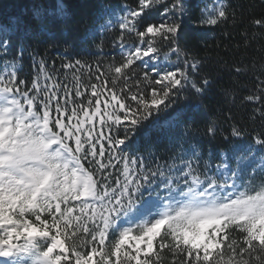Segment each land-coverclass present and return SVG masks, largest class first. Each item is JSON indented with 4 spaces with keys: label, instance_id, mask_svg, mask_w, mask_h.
Listing matches in <instances>:
<instances>
[{
    "label": "snow or ice",
    "instance_id": "6c2138e0",
    "mask_svg": "<svg viewBox=\"0 0 264 264\" xmlns=\"http://www.w3.org/2000/svg\"><path fill=\"white\" fill-rule=\"evenodd\" d=\"M121 7L118 60L62 59L57 68L31 55V80L20 78L15 63L0 74V264H164L165 252L169 264H264V155L256 156L264 153V129H253L247 147L221 152L212 175L208 160L200 172L195 144L181 150L187 159L179 164L154 169L125 151L138 125L186 93L204 96L213 81L181 43L185 0ZM229 21L237 22L235 9L215 0L198 25ZM250 23L264 29V16ZM73 69L69 88L61 71ZM249 70L256 65L234 69ZM259 71L264 76V64ZM261 76L243 99L257 105L251 119L264 123ZM207 132L216 135L215 121ZM231 135L248 131L234 125ZM106 152L107 163L97 159ZM114 160L124 165L123 179L108 171ZM253 165L259 181L245 178Z\"/></svg>",
    "mask_w": 264,
    "mask_h": 264
},
{
    "label": "trees",
    "instance_id": "16d2710c",
    "mask_svg": "<svg viewBox=\"0 0 264 264\" xmlns=\"http://www.w3.org/2000/svg\"><path fill=\"white\" fill-rule=\"evenodd\" d=\"M185 2L188 11L182 20L181 43L203 61L202 71L212 79V85L204 96L196 98L191 92L186 93L187 98L179 97L167 111L154 113L138 125L130 134L125 151L144 157V163L154 169L157 164L165 167L179 164L181 159H187L181 150H189L195 144L202 153L200 172H204L203 160H208L212 165L208 174L212 175L215 166L223 163L221 152L231 154L237 146L247 147L252 143L253 129L257 132L264 129L258 115L255 120L251 119L257 105L243 99L254 89L255 77L261 76L259 67L264 64V29L254 28L250 23L253 18L264 16V3L261 0H228L236 11L237 22L201 27L198 20L203 3L200 0ZM123 4L135 6L136 0H0V74L15 63L20 78L31 80V55H36L37 59L45 56L50 64L54 61L57 68L62 59L86 60L94 65L100 57L105 66L113 58L118 60L119 48L113 44L119 37L118 24L111 28L97 27L105 24L108 11H123ZM151 15L158 20L156 12ZM245 31L247 45L242 35ZM253 33L257 34L254 39ZM21 49L22 61L18 59ZM166 51V48L161 50V60ZM253 64L255 72L234 71L236 67ZM74 72L75 69L61 71L62 82L69 88L74 83ZM81 73L86 79L87 69H82ZM210 121H215L217 126L214 137L207 132ZM234 125L246 128L248 135L234 138L231 135ZM261 155L264 153L256 152L258 158ZM97 159L107 163V152L105 157ZM113 164L115 167L108 169L113 179L117 176L123 179L120 175L123 163L114 160ZM232 164L235 166V161ZM85 167H89L87 162ZM255 167L247 169L246 178L255 176L259 181L261 176L258 168L253 172ZM163 255L164 264H169L171 255L167 252Z\"/></svg>",
    "mask_w": 264,
    "mask_h": 264
},
{
    "label": "rangeland",
    "instance_id": "374dc122",
    "mask_svg": "<svg viewBox=\"0 0 264 264\" xmlns=\"http://www.w3.org/2000/svg\"><path fill=\"white\" fill-rule=\"evenodd\" d=\"M200 2L203 3V9H204L206 6L211 8L213 6L215 0H200ZM122 14H123V11H108L107 21L105 23V26L111 28V27L115 26L116 24H118L116 22V15H122ZM109 20H111L110 24L108 23ZM1 30H2V28H1Z\"/></svg>",
    "mask_w": 264,
    "mask_h": 264
}]
</instances>
